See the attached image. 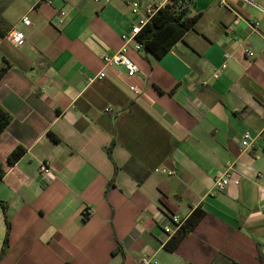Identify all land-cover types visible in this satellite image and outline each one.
I'll list each match as a JSON object with an SVG mask.
<instances>
[{
    "label": "crops",
    "instance_id": "crops-1",
    "mask_svg": "<svg viewBox=\"0 0 264 264\" xmlns=\"http://www.w3.org/2000/svg\"><path fill=\"white\" fill-rule=\"evenodd\" d=\"M151 3L0 0V264H264V15L191 0L195 22L163 56L130 44L129 79L102 57ZM225 172L238 183L214 190ZM196 208L204 216L166 249L172 216Z\"/></svg>",
    "mask_w": 264,
    "mask_h": 264
},
{
    "label": "built area",
    "instance_id": "built-area-1",
    "mask_svg": "<svg viewBox=\"0 0 264 264\" xmlns=\"http://www.w3.org/2000/svg\"><path fill=\"white\" fill-rule=\"evenodd\" d=\"M96 2H100L101 0H94ZM242 1L243 3L255 8L258 10L260 13L264 15V7L258 4L255 0H239ZM171 3V0H152V3L145 7L143 10V14L130 26V30L128 32H124L121 35V39L123 41L122 45L113 53L106 54L102 57V61L105 67L109 65H121L125 68V73L126 76L130 79L134 77L138 71L139 68L137 64L129 57L128 52L130 48V44L132 45V48L136 51H141L142 50V45L135 39V36L141 28L151 19V17L156 13V11L159 8H163L167 6L168 4ZM227 0H219V5L221 7L226 6ZM128 6L131 10L132 13L134 14H139L141 11L140 4L137 1H130L128 2ZM180 9L185 8L186 13L188 15V9L190 8V3L187 5H183L179 7ZM65 12L60 11L58 13V16L55 18L54 23L58 26L63 25L64 23V18H65ZM21 23L24 25H29L30 20L28 17L24 16L21 20ZM255 26H259V22L255 21ZM8 37L10 41L16 45H21L24 42V35L21 31L17 29H12L8 33ZM247 56H251L252 53L251 51L247 50L245 52ZM226 67L225 63H222L219 68H217L214 73L213 77L217 78L220 75V72ZM105 76V72L103 70L99 71L97 75L94 77H91L89 79L90 82L94 81L95 79H101ZM129 89L133 91L136 95H139L141 91L135 86V85H130ZM106 111H109V108L105 109ZM253 137L249 132H244L241 136V146L246 149L250 148L253 142ZM39 171L47 173L48 172V166L47 162L41 163L39 166ZM230 182H233L234 184L238 183L237 179H232L229 175L228 172H225L223 175L220 177H217L214 180V190H221L223 189L226 185H228ZM87 212V211H86ZM172 223L174 224L176 230L180 227V225L183 223L176 215L172 216L171 218ZM164 231L166 233H171V229L169 227H164ZM149 258L144 255L141 258L140 264H149ZM154 264H159L154 261Z\"/></svg>",
    "mask_w": 264,
    "mask_h": 264
},
{
    "label": "trees",
    "instance_id": "trees-1",
    "mask_svg": "<svg viewBox=\"0 0 264 264\" xmlns=\"http://www.w3.org/2000/svg\"><path fill=\"white\" fill-rule=\"evenodd\" d=\"M190 2L191 0H171L170 4L156 11L135 36V39L142 45L143 51L151 53L155 57H161L182 38L184 33L194 24L196 17L188 16L185 8L180 9L179 7L187 5ZM4 71L5 68H1L0 75ZM9 121V114L0 107V133L5 129ZM49 135L53 141H58V138L53 133L49 132ZM24 152V148L20 146L16 147L8 155V162L11 164L17 162ZM4 173L0 164V180L4 176ZM203 216L204 211L202 209H194L173 236L165 243V248L174 250L179 242L193 230Z\"/></svg>",
    "mask_w": 264,
    "mask_h": 264
}]
</instances>
